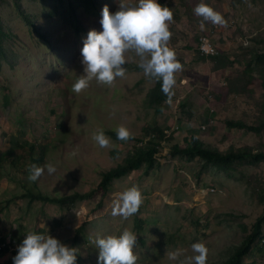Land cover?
Listing matches in <instances>:
<instances>
[{
    "label": "rangeland",
    "instance_id": "1",
    "mask_svg": "<svg viewBox=\"0 0 264 264\" xmlns=\"http://www.w3.org/2000/svg\"><path fill=\"white\" fill-rule=\"evenodd\" d=\"M120 2L0 0V23L10 35L0 47V236L12 241L0 264H14L29 232L74 247L76 264H98L96 240L125 230L137 236L136 264H179L167 253L179 249L184 254L180 259L194 256L191 245L196 242L208 249L206 264H229L236 255L240 264H264V224L243 252L264 215V158L257 157L264 154V63L256 60L257 52H264V0H203L227 21L226 28L205 22L203 31L202 18L194 13L201 0H158L173 12L169 47L183 65L175 74L172 102H165L162 113L146 102L156 80L127 66L138 65L133 53L127 54L125 77L113 86L93 80L79 95L71 91L84 75V39L92 29L102 31L103 8L114 14ZM73 13L80 30L73 25ZM204 34L218 47L219 57L200 54L198 41ZM229 121L248 125L240 128ZM121 125L143 142L114 139L110 131ZM152 126L165 129L152 166L143 162L114 179L107 193L97 190L103 172L143 146L151 137L145 128ZM99 130L111 147L101 148L93 140ZM193 136L221 152L251 153L226 164L230 170L225 171L200 156L173 152L174 144L184 148ZM14 142L30 144L19 153L31 145L35 154L47 147L45 160L34 164L50 162L56 172L49 175L45 169L36 180L41 192L97 193L70 206L30 202L22 194L31 157L24 153L23 165L14 166L3 155ZM133 186L143 197L139 211L127 220L113 217L114 200Z\"/></svg>",
    "mask_w": 264,
    "mask_h": 264
},
{
    "label": "clouds",
    "instance_id": "2",
    "mask_svg": "<svg viewBox=\"0 0 264 264\" xmlns=\"http://www.w3.org/2000/svg\"><path fill=\"white\" fill-rule=\"evenodd\" d=\"M194 13L201 17L199 28L205 30V22L218 27H227L223 15L214 10L203 0L194 8ZM173 22V12L162 6L158 0H136L128 3L121 0L119 10L114 14L107 6L102 10V31L92 29L84 39L81 49L83 76L72 85L71 91L79 95L95 80L98 84L113 86L117 78L126 75L125 65L128 53L138 57V67L146 77L160 81L161 91L172 102L173 88L176 84L175 74L183 70L177 60L175 50L169 47L172 32L169 30ZM201 50L209 51L205 40ZM117 139L127 141L133 134L121 125L116 129ZM93 140L101 148L111 147L110 139L102 130L93 135ZM45 169L49 175L56 172V166L47 163L44 166H29V181H36ZM143 203L140 190L133 186L121 193L114 200L111 215L127 220L135 215ZM99 249L98 264H136L137 256L133 249L137 246V236L125 230L119 236L109 235L98 238L95 242ZM194 256H183L182 250L168 252V259L179 260V264H206L208 249L201 242L191 245ZM77 250L61 243L50 235L27 233L18 246L13 257L14 264H76Z\"/></svg>",
    "mask_w": 264,
    "mask_h": 264
},
{
    "label": "trees",
    "instance_id": "3",
    "mask_svg": "<svg viewBox=\"0 0 264 264\" xmlns=\"http://www.w3.org/2000/svg\"><path fill=\"white\" fill-rule=\"evenodd\" d=\"M18 10L20 14L26 19V21L32 25L36 30L35 23L33 22L31 16L26 13L25 9L22 8L21 5H18ZM73 25L77 30H80V25L78 24L79 20L75 16V13H73ZM10 36L9 33L4 29L3 25L0 23V47L2 46V42L4 39ZM200 52V51H199ZM201 54V53H200ZM218 54H220L218 52ZM211 55V56H206L210 58H215L219 57L220 55ZM202 55V54H201ZM204 56V55H202ZM256 60L259 62L264 63V52H257L256 55ZM253 63L248 62V66L250 69L253 70ZM130 68H135V69H141L138 67V65H127ZM247 72V70H245ZM161 83L160 81H156V84L153 88H151L146 97V102L150 106V108H153L156 113H162L164 111V104L167 101V97L165 94L161 91ZM231 126H236V127H247L243 122H228ZM264 124V123H263ZM260 127H255L253 128L252 126H249L248 129H255V130H260ZM145 130L149 133V138L148 141L145 142V144L142 146H138L135 149V153L133 155H130L126 158L125 162L119 164L116 167H113L112 169L103 172L101 181L99 183L98 189L100 188L103 190L104 194L107 193L110 188H111V183L114 179L120 178L127 173L133 171L134 169H138L141 167L143 162H146L149 164L151 167L154 160H155V155L159 152L158 151V146L160 144V141L158 139H161L165 137V129L164 128H159L156 126H152L151 128H145ZM110 134L114 137V139H117V134L116 130L110 131ZM144 140L143 137L141 138H131L127 141H136L137 143H142ZM187 143L184 148H182L179 144H174L172 146L173 152H181L184 154H189L193 157L200 156L203 159H205L207 162H211L216 164L219 168L224 167L226 164L231 163L234 159H244L251 151L247 150H242V151H229V152H221L219 150H216L212 147L206 146L204 142H202L199 138L193 136L191 139H186ZM28 145H30L28 142L24 143H19V142H14L12 147L3 155L6 157H10V162L15 166V165H20L22 166L23 164L20 163V159L22 156H24V153H28V156L31 157V165L36 163H39L41 161H44L46 158V149L47 147H43L40 149V152L35 154L36 152V147L34 145H31L27 151H24L22 153H19V149H25ZM258 158H264V154L258 155ZM223 170L228 171L230 168L225 166ZM29 172V171H28ZM29 179L27 178L26 182H24V186L27 189V192L22 194L23 197H26L30 200V202L40 200L43 202H50V203H57L62 206L65 205H73L79 200H85L88 198H92L96 193L97 190L87 192V193H80V192H75L72 194L64 195V196H49L48 194H45L41 192L36 184V181L30 182V186L26 185L28 183ZM100 207L102 206V202L99 203ZM264 224V215L257 220V222L254 224V230L253 233L251 234L249 243L247 246L243 249V252H246L248 250V246L256 239L258 234L261 233L262 227ZM2 254V252H0ZM229 264H240L239 263V257L236 255Z\"/></svg>",
    "mask_w": 264,
    "mask_h": 264
},
{
    "label": "built area",
    "instance_id": "4",
    "mask_svg": "<svg viewBox=\"0 0 264 264\" xmlns=\"http://www.w3.org/2000/svg\"><path fill=\"white\" fill-rule=\"evenodd\" d=\"M208 42L209 45V51L207 53H205L204 51L201 50V46L203 44L204 41ZM199 45H198V49L200 51V53L204 56H211V55H216L219 52L218 47L216 46V44L211 40L209 35H203L200 36L199 41H198ZM16 243V242H15ZM12 244V241L6 240V239H2V236H0V252H5V250H9V246ZM14 245V242H13ZM13 249V247H12ZM2 254H0L1 256Z\"/></svg>",
    "mask_w": 264,
    "mask_h": 264
},
{
    "label": "crops",
    "instance_id": "5",
    "mask_svg": "<svg viewBox=\"0 0 264 264\" xmlns=\"http://www.w3.org/2000/svg\"><path fill=\"white\" fill-rule=\"evenodd\" d=\"M3 256H1L0 258H2Z\"/></svg>",
    "mask_w": 264,
    "mask_h": 264
}]
</instances>
